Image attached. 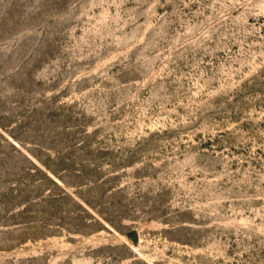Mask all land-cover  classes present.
Returning <instances> with one entry per match:
<instances>
[{
  "label": "rangeland",
  "instance_id": "rangeland-1",
  "mask_svg": "<svg viewBox=\"0 0 264 264\" xmlns=\"http://www.w3.org/2000/svg\"><path fill=\"white\" fill-rule=\"evenodd\" d=\"M0 264H264V0H0Z\"/></svg>",
  "mask_w": 264,
  "mask_h": 264
},
{
  "label": "trees",
  "instance_id": "trees-1",
  "mask_svg": "<svg viewBox=\"0 0 264 264\" xmlns=\"http://www.w3.org/2000/svg\"><path fill=\"white\" fill-rule=\"evenodd\" d=\"M81 205V207L83 208V210L87 211V209H85V207L82 205V203H79ZM89 204V203H88Z\"/></svg>",
  "mask_w": 264,
  "mask_h": 264
}]
</instances>
